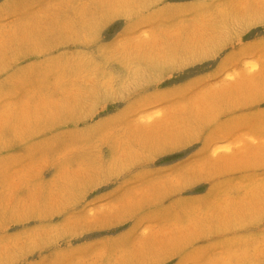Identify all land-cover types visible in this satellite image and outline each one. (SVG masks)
Wrapping results in <instances>:
<instances>
[{
    "label": "rangeland",
    "instance_id": "1",
    "mask_svg": "<svg viewBox=\"0 0 264 264\" xmlns=\"http://www.w3.org/2000/svg\"><path fill=\"white\" fill-rule=\"evenodd\" d=\"M0 264H264V0H0Z\"/></svg>",
    "mask_w": 264,
    "mask_h": 264
}]
</instances>
